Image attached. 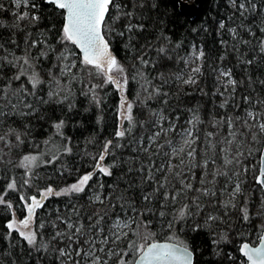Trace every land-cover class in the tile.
Listing matches in <instances>:
<instances>
[{
	"label": "trees",
	"instance_id": "trees-1",
	"mask_svg": "<svg viewBox=\"0 0 264 264\" xmlns=\"http://www.w3.org/2000/svg\"><path fill=\"white\" fill-rule=\"evenodd\" d=\"M118 2L128 5L125 11H134L135 15L131 20L133 24L144 25L142 31L134 29L133 32L128 33L125 28L128 19L122 17L114 24L108 20L110 28L114 30L111 32L106 30L104 33L112 53L125 68L128 77L125 96L133 103L134 126L123 138L115 135L121 128L118 112L121 102L120 91L115 85L105 83L103 75H97L95 70L86 69L80 64L82 54L75 45L58 43L63 24V10L57 9L45 0H30L27 9L23 7L17 9L13 0H0V3L4 5V9L0 10V22L7 25L0 27V44H3L6 49L16 55L30 54L31 57H36L42 49H47L43 44L31 48L30 41L46 39L47 44L55 46L58 51L66 47L74 53L73 59L76 62L71 75L60 77V68L67 62L56 60L58 52H49L47 58L33 60L34 70L43 80V83L35 90V95L27 97L35 111L22 109L30 114L0 118V135H5L9 128H14L23 140L22 144L17 143L15 160L0 161V194L6 191L5 200L12 203L11 209H8L6 205H0V264H71L67 257L58 259V252L49 245L56 231H67L66 225L61 221L58 228H53L49 220L60 217L61 220L71 219L75 223L79 218L87 225V217L96 212L100 214L107 212L109 215L114 212L123 217L125 209L117 206L113 210L110 207V203H123L124 201L115 199L122 195L131 199L143 210L141 189L151 191L152 186L143 182L145 173L137 170L142 165H149V155L157 164L166 165L169 157L156 154L159 146L164 145L163 149H160L161 153H171L170 147L164 141L169 137L177 139L181 130L186 128H192L195 136L199 137L195 143L197 148L195 162L199 164L203 159L210 157L215 160L214 164L209 163L206 170L199 167L191 169L195 179L191 176L188 178L194 186L202 187L198 182L202 172L212 173L219 170L227 172L228 176H217L215 179L210 174L206 176V181L211 182L207 186L215 190V197H202L204 207L200 215L178 224L175 231L181 240L190 244L195 253V264H247L239 251L240 246L244 242L257 244L264 231V191L255 183L260 158V153L256 149L262 148L264 144H257L252 142L250 137L237 135L236 142L229 146L226 142L231 139L228 135L229 126L223 121L219 126H215V123L222 118L226 121V118L230 116H243L245 109L264 112V105L246 104L243 100L244 96H249L252 102L258 99L264 100V84L259 83L264 80V54L259 52L258 46L259 41L264 39V33L260 31L264 28V10H262L264 0H253L258 5V10L252 15L246 14L247 18L235 12L230 5V0H200L194 18L182 8L177 7L180 0H142L144 7L134 9L131 6L132 3L139 4L141 0H118ZM33 3L37 5L35 9L31 7ZM25 10L30 15H38L40 19L36 22L21 21L20 28L23 31H20L13 27L14 13ZM114 15H116L115 10H110V16ZM220 21H224V29H220ZM229 28H236L235 37L228 31ZM249 28L251 31H248ZM119 32H124L125 35H118ZM28 33H31L30 37ZM13 39L16 41L15 44L11 43ZM26 39L28 43H25ZM241 41H249V43ZM193 45L199 49L202 48L205 53L201 63L202 73L195 74L194 78L197 81L195 84H183L175 77L183 75V78H186L184 76L188 68L180 58L187 59ZM159 47L168 49L167 55L172 59L162 58L156 51ZM2 54L0 50V55ZM138 56H144L149 60V64L142 65L137 59ZM249 59L254 61L253 64L245 63ZM221 70H231L232 78L237 81L234 93L231 86L225 88L227 78L221 77L218 80ZM50 71L52 76L59 77V85L51 82ZM31 72L32 70L29 69V74ZM160 73H164V79L168 81L166 84L160 79ZM16 74V68L0 65V88L11 81L12 88L23 86L32 93L33 89L27 77L21 76L19 80H15L13 77ZM73 75L76 79H72ZM113 75L120 79L119 73L114 72ZM149 80L151 85L146 83ZM60 85L74 103L71 110L67 102L63 104L39 102L40 98L48 99L47 94L50 90L59 91ZM92 85L99 87L90 90ZM152 86L160 87L162 92L168 93V96L147 99ZM144 87L148 88V92L144 91ZM93 96L99 103L93 99ZM165 99L167 104L163 102ZM225 100L227 104L221 108L220 105ZM153 110H163L164 116L167 117L162 122L164 128L167 130L175 125L177 131L161 133L156 138L155 144H150V137L160 130L152 123L157 119L151 115ZM194 115L202 121L195 123V126L187 123ZM60 120L64 121V126L60 130L62 134H58L54 128V124ZM128 126V122L125 121L123 127ZM237 128L243 131L239 124ZM208 133L215 135L207 137ZM11 138L15 140L14 136ZM141 138H143V146L138 143ZM109 140L112 141V145L103 164L116 165L110 177L95 170L96 159L91 155L93 153L98 158L105 142ZM209 141L215 145L214 149L209 147ZM238 145L239 150L245 154L240 159L243 165L249 167L247 173L243 171V166H237L235 163L225 166L222 159L223 156L228 158L235 156ZM143 147L149 148V152L145 153L142 150ZM229 147L230 152L220 151L221 148ZM65 148H70L71 152H66ZM249 151L253 153L251 156H248ZM27 154L40 157L37 166L30 173L18 166L22 157ZM172 163L179 165V159L173 158ZM129 168L132 169L131 172L128 171ZM185 169L184 172L188 173L189 171ZM89 172H93V178L84 192L52 195L38 209L37 233L42 239H39L35 248L30 247L15 230L9 235L7 223L12 218V211H17L20 215L24 214L19 192V186L24 185V180L29 181L25 184L28 194L39 195L40 191L49 186L60 191L76 183L80 177ZM236 172L239 175H234ZM13 178L16 180L17 188L8 190L7 185ZM237 182L241 184V191L232 197L231 193ZM129 184L132 185L130 189ZM100 185H103V189ZM126 189L128 190L125 191ZM109 193H112L111 200L104 199L103 204L95 202V195H101L103 199ZM228 200H231L235 207L229 205L224 208L222 205ZM245 208L249 216L247 221L243 219L242 209ZM128 214L131 215V213ZM208 214L218 216L220 219L212 222L210 228L190 230L194 223L203 225ZM161 223L158 217H154L150 228V231L156 234L157 240H165L168 234L166 228L160 227ZM41 224L44 225L42 229L39 227ZM132 227L135 228V225ZM181 228L183 231H180ZM124 231L129 232V239H136L129 229L125 228ZM139 231L143 234L145 229L141 227ZM221 236L227 239L214 246L212 239ZM43 244L48 245L46 250L41 247ZM126 244L127 240H123L119 242L118 247L124 248ZM66 245L65 240L62 247ZM99 254L104 256V253ZM78 259L82 260V258ZM109 264H114V259L110 260Z\"/></svg>",
	"mask_w": 264,
	"mask_h": 264
},
{
	"label": "snow or ice",
	"instance_id": "snow-or-ice-1",
	"mask_svg": "<svg viewBox=\"0 0 264 264\" xmlns=\"http://www.w3.org/2000/svg\"><path fill=\"white\" fill-rule=\"evenodd\" d=\"M45 2L54 5L57 9L63 10V24L60 29V39L58 43L61 45H66L68 43L75 45L76 48L80 50L82 58H80V64L86 69L95 70L97 75H103L105 78V83H111L121 93V103L118 108L119 116L121 119V128L116 132V137L123 138L126 134L130 133L132 127L134 126V117L132 115L133 103L128 102L125 96L126 87L128 84V77L125 73V68L119 62L117 57L112 53L110 44L107 39H105V31H113L111 29L108 20L114 24L119 21L122 17L128 19V23L125 25L126 31L128 33L133 32V30L142 31L144 28L143 24H133L131 22L135 13L132 10L125 11L124 9L128 5H122L118 0H45ZM15 7L20 9L21 7L27 9L29 5V0H13ZM230 5L234 8L235 12L243 18H247L246 14L252 15L258 10V5L253 2V0H230ZM132 8L144 7L141 0L139 4L133 2ZM31 7L35 9L36 4H32ZM178 8L183 7V0L177 4ZM4 9L3 3H0V10ZM110 10H115L116 15L110 16ZM264 10V9H262ZM15 22L13 27L23 31L20 28L21 21L36 22L39 21L40 17L35 14H29L27 10L17 11L14 13ZM4 22H0V27H6ZM220 29L225 28L224 21L219 22ZM243 27V24H241ZM228 31L235 37L237 34L236 28H229ZM248 31H251L249 28ZM260 31L264 33V28ZM118 35L124 36V32H119ZM31 36V33H28ZM132 39V37H129ZM242 43H249V41H241ZM11 43L15 44L16 41L13 39ZM28 43V40H25ZM223 43V42H222ZM43 44L47 50H41L39 55L36 57H31L30 54L16 55L14 52H10L0 44V50L3 54L0 55V65H7L17 69V74L14 75L13 79L19 80L21 76H26L28 82L32 86V93H29L27 88L21 86L20 88H12L11 81L8 84L0 88V118L7 117L9 115H28L29 112H24L22 109H33V105L28 101L27 97L29 95H35V90L37 87L43 83L40 78L39 73L35 72V64L33 60H39L41 57L47 58L49 52L57 53L56 60L60 62H67L63 64L60 68L59 76L71 75L72 68L76 67V62L74 53L69 51L66 47L63 50L58 51L55 46L48 45L47 40L32 39L30 41V47L36 48L38 45ZM259 52L264 54V39L259 41ZM127 47V45H126ZM179 47V45H177ZM157 53L165 59H172L168 56V49L165 47H159L156 49ZM205 56L202 48L197 49L195 45L192 46V52L190 57L187 59L181 57L185 65L189 63L196 64L195 67L190 68V73L187 78H183V75H177L176 80L183 84H195L197 81L194 78L195 74L202 73V68L198 63ZM137 59L142 65H148L149 60L145 59L144 56H138ZM253 60L249 59L245 61L246 64H253ZM154 66V65H153ZM56 67V65H53ZM29 69L32 70L29 74ZM119 73L120 79H117L113 73ZM49 75L52 76L51 71ZM160 79L163 83L168 81L164 79V73L159 74ZM227 78L225 88L231 86L232 92L236 90L237 81L232 78L231 70H221L218 80L221 78ZM72 79H76L73 75ZM135 79V77H133ZM52 83L59 85V77L52 76ZM249 82L251 78L249 77ZM147 84L151 85V81H146ZM242 83V81H241ZM259 83L264 84V80L259 81ZM99 87L98 85H92V89ZM143 87V86H142ZM144 91L148 92V88L144 87ZM64 89L59 91L50 90L48 92V99L40 98V103H50L55 102L63 104L68 103L69 110L74 106V103L70 99V95L64 93ZM87 93H85L86 95ZM222 95V93H221ZM158 96H168V93L162 92L160 87L152 86V91L148 92L147 99H153ZM57 97H60L57 99ZM96 100V97L93 96ZM243 100L246 104L254 103V105H264V100L251 101L249 96H244ZM99 103L98 100H96ZM167 104V100L163 101ZM227 100L220 105L221 108L225 107ZM7 109V111L5 110ZM153 117H156L152 123L159 127V131L155 132L149 139L150 144H155L156 138L167 131H177L176 126L172 125L169 129H165L163 121L167 119L164 116L163 110L151 112ZM127 121L128 127L124 128L123 123ZM226 122L229 126V137L226 142L229 146L236 142L237 135L241 137H250L252 142L257 144H264V112L253 111L251 109H245L243 116L227 117L226 121L222 118L221 121H216L215 126H219L221 122ZM202 122L198 116H193L192 119L187 121V123L195 126V123ZM237 124L243 129L240 131L237 128ZM64 126V121L60 120L54 124V128L57 130L58 134ZM235 129V130H233ZM214 133H208L207 137L214 136ZM14 136L15 141L18 144H22L23 140L21 135L14 128H9L5 135H0V141H3L6 146L11 147L12 141L6 137ZM181 143L179 146L173 147V141L167 140L166 144L172 148L171 153H161L160 149H163L164 145H160L157 155L162 154L169 157L168 163L157 164L152 156L149 155V165H142L140 171L145 173L144 181L152 186L151 191L141 189V201L144 204V209L141 210L131 199L125 196L115 197L117 201H124L119 204H111L110 207L115 210L117 206L121 209H125V215L122 217L113 212L109 215L107 212L105 214H100L99 212L93 213L87 217V225H85L82 219H77L74 223L71 219H64L62 222L66 225L67 231L61 232L56 231L52 240H57L60 238V242L64 243L67 241L66 247H59L56 249L58 252V259L61 257H67L71 264H109L110 260L114 259V264H194L195 253L192 250L190 244L181 240L177 232L175 231L178 224L184 223L189 219H193L200 215L203 211L202 197H215L216 192L210 189L207 184L211 183L206 181L207 175H212L213 179L217 176H228L227 172H220L219 170L207 173L202 172V176L198 181L202 187H195L191 180L188 178L191 176L195 179L194 173L191 172L192 168L199 167L206 170L209 163H215V160L210 158L203 159L202 163L197 164L196 161V148L193 145L199 137L195 136L192 128L182 129L180 132ZM47 143V142H45ZM143 146V138L138 142ZM112 145V141H106L103 146V151L100 153L99 157H93L96 159L95 170H98L105 176H112V169L116 166L114 163L104 166L103 161L105 157L109 154V147ZM119 147V145H117ZM209 147L215 148L209 141ZM187 149V151H186ZM142 150L145 153L149 152V148L143 147ZM229 148H221L222 153L230 152ZM2 151V149H0ZM66 152H71L70 148H65ZM260 153L259 158V169L258 175L255 176V183L264 188V148L256 149ZM253 153L248 152V156ZM245 154L243 151L239 150V145L237 146V152L235 156L228 158V156H223V162L225 166L232 165L235 163L237 166H243V171L247 173L249 167L243 165V161L240 157ZM179 159V165L173 164L172 159ZM187 163H186V159ZM40 159L38 155L27 154L22 157L19 162V167H22L30 173L33 168L37 166V161ZM55 159V157H53ZM51 162V161H49ZM255 167V166H253ZM184 168H188L189 172L185 173ZM129 172L132 171L131 168L128 169ZM234 175H239L238 172ZM93 178V172H89L70 186L61 189L60 191H55L51 186L46 188L43 192L39 194V198L33 195L31 197L25 198L24 195L20 196V200L24 202V206L27 210V215L24 219L17 221L15 215L13 219L7 223V228L9 229V235L11 231L15 230L19 233L26 243L35 248L38 244L39 239L38 233L30 228V225L34 222V217L36 210L43 206L44 201L52 196H61L69 194H79L85 191V187L88 185L89 181ZM24 184H28V180H24ZM132 187L129 184L128 188ZM139 187V186H137ZM16 180L13 178L7 185L8 190H16ZM103 189V185H100ZM126 189L125 191H127ZM241 191V184L237 182L234 186V190L231 193L232 197H235L237 193ZM192 195H189V194ZM5 194H0V205H6L8 209L12 208V203L5 200ZM112 193L102 199L101 195H95V202L101 204L104 203V199L111 200ZM229 205L235 207L231 200L225 201L223 207L227 208ZM243 219L247 221L249 219L247 209H242ZM128 213H131L129 215ZM95 217V219H94ZM107 217V219H106ZM139 217V219H137ZM158 217L162 222L160 224L161 228L167 229L166 239L161 242L155 239V233L150 231L153 223V218ZM58 219H62L58 217ZM220 217L208 214L205 217L204 224L194 223V226L190 229L191 231H198L202 227L210 228L212 222L219 220ZM135 225V228L132 226ZM42 229L43 224L39 225ZM53 227H56L55 222H53ZM143 227L145 229L144 233L141 234L139 229ZM127 228L131 231L132 236L136 239H129V232L124 231ZM26 229V230H21ZM180 231H183L181 228ZM226 237L213 238L212 244L215 246L219 244L222 240H226ZM127 240V244L124 248L118 247L119 242ZM75 245V247H74ZM97 245H100L97 247ZM109 245H116L117 247H111ZM87 246V250H85ZM108 246V247H105ZM41 247L47 249L48 245L43 244ZM240 253L246 258L247 264H264V235L259 237V246L254 247L249 243H243L239 248ZM73 253L75 254L73 256ZM99 253H104L101 256ZM78 258H82L78 259Z\"/></svg>",
	"mask_w": 264,
	"mask_h": 264
},
{
	"label": "rangeland",
	"instance_id": "rangeland-1",
	"mask_svg": "<svg viewBox=\"0 0 264 264\" xmlns=\"http://www.w3.org/2000/svg\"><path fill=\"white\" fill-rule=\"evenodd\" d=\"M30 1V0H29ZM197 49H199L198 47H197ZM192 52V51H191ZM190 55H191V53H190ZM190 57V56H189ZM199 64H200V66H201V63H202V60L201 61H199L198 62ZM196 66V64H192V63H189L188 65H187V72H186V74H185V76L184 77H186L187 78V76L189 75V74H191L190 73V68H192V67H195ZM115 76V75H114ZM117 78V77H116ZM118 79V78H117ZM61 86V85H60ZM60 88H62V86L61 87H59V89ZM127 101L128 102H131L128 98H127ZM121 103V102H120ZM132 103V102H131ZM119 118H120V116H119ZM120 126H121V119H120ZM7 139H10L11 141H12V146L11 147H8V146H6L5 145V143L3 142V141H0V149H2V151H0V161H13V160H15L16 158H17V154H16V152H15V148H16V146H17V142L13 139V138H11V136H9V137H6ZM167 140H172L173 141V147H176V146H179V144L181 143V139H180V135H179V137L177 138V139H172V138H168ZM167 140H165L164 142H166ZM193 147L194 148H196V145L194 144L193 145ZM170 150L172 151V148L170 147ZM196 150H197V148H196ZM186 151H187V149H186ZM91 155H92V157H95V155L93 154V153H91ZM197 158V157H196ZM186 159V158H185ZM186 163H187V159H186ZM104 166H107V165H105L104 164ZM185 169V168H184ZM183 169V170H184ZM185 170H187V172L189 171V169L188 168H186ZM45 190V189H44ZM44 190H42V191H40V193L41 192H43ZM55 190V189H54ZM55 191H57V190H55ZM5 192L6 191H4V193H1V194H5ZM19 192H20V196L21 195H24L25 196V198H28V197H31V196H33V195H35V194H32V193H30V194H28V192H27V187L25 186V184L24 185H21V186H19ZM35 196H37V197H39V195H35ZM5 197H6V195H5ZM22 202V205H23V208H24V214L23 215H20V214H18V212L17 211H12V218H11V220L13 219V215H15V219L17 220V221H20V220H22V219H24L25 218V216L27 215V210H26V208H25V206H24V202L23 201H21ZM38 211V210H37ZM37 213V212H36ZM51 223H52V226H53V222H55V224H56V227H53V228H58L59 226H60V223H61V219H55V220H52V219H50L49 220ZM49 222V223H50ZM30 228L32 229V230H35V231H37V220H36V214H35V217H34V222L30 225ZM21 230H26V229H21ZM125 230V229H124ZM61 231V230H60ZM62 232V231H61ZM50 243H49V245L51 246V248L52 249H54V250H56V249H58L59 247H62V243L60 242V238L58 239L57 238V240H50L49 241Z\"/></svg>",
	"mask_w": 264,
	"mask_h": 264
},
{
	"label": "water",
	"instance_id": "water-1",
	"mask_svg": "<svg viewBox=\"0 0 264 264\" xmlns=\"http://www.w3.org/2000/svg\"><path fill=\"white\" fill-rule=\"evenodd\" d=\"M199 2H200V0H192L191 2L183 0V7H182V9H183L184 11L188 12V13L190 14V16H191L192 18H194L195 15H196V12H197V8H198V4H199ZM105 39H107L106 36H105ZM110 48H111V47H110ZM262 148H264V145H263ZM262 189H263V191H264V188H262ZM37 198H39V197H37ZM45 201H46V200H45ZM45 201H44V202H45ZM43 204H44V203H43ZM37 210H38V209H37ZM37 210H36V212H37ZM35 214H36V213H35ZM262 235H264V231H263ZM159 241L163 242L164 240H159ZM244 243H245V242H244ZM247 243H249V242H247ZM249 244L252 245V246H254V247L259 246V242H258L257 244H251V243H249ZM243 257H244V256H243ZM244 258H245V257H244ZM245 260H246V258H245ZM246 263H247V260H246ZM194 264H195V256H194Z\"/></svg>",
	"mask_w": 264,
	"mask_h": 264
}]
</instances>
